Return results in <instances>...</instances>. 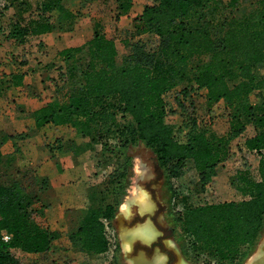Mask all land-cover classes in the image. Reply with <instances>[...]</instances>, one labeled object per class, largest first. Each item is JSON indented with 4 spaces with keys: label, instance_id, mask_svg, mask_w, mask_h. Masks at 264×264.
<instances>
[{
    "label": "trees",
    "instance_id": "1",
    "mask_svg": "<svg viewBox=\"0 0 264 264\" xmlns=\"http://www.w3.org/2000/svg\"><path fill=\"white\" fill-rule=\"evenodd\" d=\"M12 1L5 0L0 6V17ZM217 1L153 0L145 5L132 18L130 36L135 39L152 34L157 43L148 49L138 46L141 52H133L122 64L117 63L115 40L95 24L86 52L80 55L86 63L82 83L73 89L57 88L37 110L40 125H69L81 134H90L93 143H101L98 163L105 185L78 210L76 229L68 232L72 250L90 256L113 246L114 253L118 251L119 244L111 242L107 228H114L113 218L129 185L132 162L127 148L136 140L155 154L167 176L164 184L172 189L174 198L173 180L184 175L189 160L204 183L219 163L232 156L229 141L248 124L255 133L244 144L259 156L257 174L249 169L236 171L239 188L248 197L176 211L174 230L183 239L179 242L183 255L195 262L207 260V264L233 260L263 236L264 0H252L248 10L225 21L220 36L205 18L208 7ZM60 6L58 0L40 1L37 16L12 29L11 34L16 37L51 30L56 21L54 9ZM80 49L67 48L63 53ZM203 55L208 59L203 60ZM0 75L5 76V72ZM15 76L19 79L20 74ZM185 80L191 81L190 90H206L210 112L219 102L224 103L229 110L225 134L202 128L190 114L180 122L166 121L172 110L166 107L164 94ZM179 88L174 100L184 114V100L190 91ZM119 114L128 122L120 123ZM112 127L116 131H102ZM108 135L118 141L109 144L104 140ZM24 163L18 148L10 154L0 148V264H23L14 255V248L27 253L59 252L61 258L56 260L70 263V248L53 244L60 234L43 219L47 206L43 198L51 195L53 187L43 177L37 191L28 190Z\"/></svg>",
    "mask_w": 264,
    "mask_h": 264
},
{
    "label": "crops",
    "instance_id": "2",
    "mask_svg": "<svg viewBox=\"0 0 264 264\" xmlns=\"http://www.w3.org/2000/svg\"><path fill=\"white\" fill-rule=\"evenodd\" d=\"M40 1L22 0L18 9L12 3L0 17L2 26L0 32V73L5 72V76L0 75V148L6 154L16 152L17 148L21 151L25 159L22 172L28 190L37 191L42 183L41 176L49 180L57 194L43 198L47 204L44 219L48 220V225L52 230L57 231L59 226H63L64 218L66 221L69 219L68 228L67 225L64 226L69 232L76 229L78 210L85 208L91 201V196L97 194L105 185L98 163L100 145L91 141L90 134H81L69 125H55L52 128L53 131H44L45 126L48 127L52 124L40 125L37 120V110L59 88L58 73L66 65L71 68L75 59L78 60L80 55L86 52V43L92 37L95 28L92 23L95 20L100 22L99 18L103 16L111 17L115 11L121 12V8L125 9L131 3H127L128 0H78L77 2L76 0H65L62 3L74 13H70V20L66 25H58L55 21V25L49 31L28 32L13 36L10 32L12 29L27 24L30 19L37 16L36 8ZM105 9H109V11ZM110 9L113 10L110 11ZM123 16L125 19H132L129 12L123 15L119 13L117 21L123 19ZM147 35L149 34L141 36ZM76 47H81V49L73 51L71 54L63 53L67 48ZM16 73L20 74L19 79L15 76ZM2 81H6V84H2ZM252 128L254 130V127ZM214 132L219 134L220 131ZM225 132L221 131L220 134H225ZM241 135L244 134L241 133ZM51 138L56 141L55 145L50 143ZM257 157L253 165L255 168L258 167L259 156L257 155ZM224 163V161L219 163L213 169V178L218 185H221L226 176L227 169H224ZM189 175L186 172L177 179H186ZM132 186L130 182L113 218V225L121 218L130 223V226L124 229L135 238L134 249L130 255L141 256L149 260L157 254L162 259L161 264H168L169 256L161 249H158L150 257L145 255V251L138 252L136 250L137 243L142 244V247L143 245L152 247L153 242L160 239L162 244L174 255L171 264H193L192 260L183 255L179 242L175 238V232L169 230L167 223L166 232L170 235L161 237L162 229L155 224V220L159 221L157 218L154 220L151 218L155 214H159L156 191H151L148 187L138 191ZM123 205L127 215L122 209ZM139 217L143 220L135 224L134 219ZM161 217L163 220V214ZM119 238L121 245V234H119ZM60 242L61 238L58 237L54 239L53 244L58 245L57 243ZM64 245L67 248H72L69 237ZM256 245L247 261L243 262L244 264H264V234ZM12 251L19 258L38 257L47 253H27L18 248H14ZM120 251L124 257V263L128 264V256L122 246ZM178 260L179 262H177Z\"/></svg>",
    "mask_w": 264,
    "mask_h": 264
},
{
    "label": "rangeland",
    "instance_id": "3",
    "mask_svg": "<svg viewBox=\"0 0 264 264\" xmlns=\"http://www.w3.org/2000/svg\"><path fill=\"white\" fill-rule=\"evenodd\" d=\"M37 1V0H33ZM42 1V0H41ZM60 2V8L54 9L55 12V19L58 25H66L67 22L70 20V13L74 14L70 11L69 7L65 6L62 2L65 0H58ZM78 0H76L77 2ZM152 0H128L127 3H131L125 9L121 8V12L115 11L114 15L111 14L107 17H100L98 20H95L92 24L95 25L98 23V26L102 31L105 32L106 36L113 37L115 39L118 55H117V63L122 64L125 62L128 57L135 51H139L140 48L138 46H143V48H153L157 43V38L155 35H147L141 36L139 38H131V30H132V19H119L117 15L120 13L121 15L126 14L129 12V15L134 17L137 13H139L144 5H147ZM13 5L18 7L22 4V0H13ZM252 0H218L214 5L208 7L206 11L205 18L210 22L211 29L213 30L216 36H220L222 31L226 27L225 21L230 19L233 15H240L243 11L248 10L251 7ZM1 6V5H0ZM97 7V6H96ZM5 10V9H4ZM4 10L2 12L1 17L4 14ZM109 11V9H105ZM113 9H110L112 11ZM18 11V10H17ZM70 11V12H69ZM123 11V12H122ZM80 12V11H76ZM125 12V13H124ZM17 13V12H16ZM47 13V12H46ZM96 18V17H95ZM121 18V17H120ZM93 21V18L91 19ZM110 35V36H109ZM138 40V41H137ZM141 52V51H139ZM84 56V55H83ZM82 56V57H83ZM82 57H80L77 61L72 64V68L66 65L63 70L58 73L57 79L60 80V87L73 89L78 87L82 83V70L84 69L86 63L83 61ZM208 55H203L202 59H208ZM69 70H71L72 75H70ZM180 84L176 85L173 90L168 91L164 94V101L166 103V107L168 108L170 114L166 116V121L169 123L173 122H180L187 114L193 115L196 117L199 125L202 128H205L209 131H228L229 129V117L228 113L229 110L225 107L223 102H219L216 104L212 111H209V107L206 100V90L205 89H196L190 90L189 87L191 85V81L185 80ZM186 87L190 92L187 94V98L184 100V114L179 109L175 102V95L177 90L180 88ZM181 97V96H180ZM264 106V103H263ZM175 111V112H173ZM118 120L120 123L124 124L128 122V118L121 120V115L119 114ZM55 125H49L48 127L45 126L44 131H53L52 128ZM253 125L248 124L245 131L242 133L244 135L236 136L229 141V146L232 152V156L225 160L224 169L226 170V176L223 178V182L221 185L216 184L215 178H213V173H210V178L207 181L202 182L200 177L198 176L197 172H195V168L192 165V161L189 160L188 165L189 168L186 172L190 175L186 179H174V187L176 189V195L173 198V191L169 188V185L164 184V181H167V176L163 173V170L158 165L157 159L155 154L152 152L151 149L144 146V144L136 140L132 145L127 148V153L131 157V167H130V174L128 182L132 183V187L138 191H142L148 187L151 191H156L155 195L157 196V204L159 209V214H155L151 218L154 220L157 218L155 224L158 228L162 229V236H169L170 234L167 233L166 223L169 227L170 231L175 232V238L177 242H182L183 239L179 237L176 230H174L176 226V211H182L185 207L194 206L204 203H214V202H221V201H228V200H241L247 198L248 195L243 192L239 188V184L236 181V171L240 169H249L253 175L256 176L257 168H255L254 161L257 160V153L256 152H249L246 148L244 142L246 137L252 136L255 131L253 130ZM66 129V128H64ZM94 131V129H91ZM102 131H116L115 128L110 129H103ZM225 132V133H226ZM95 137V136H94ZM104 140L107 141L109 144L114 145L118 141V138L114 135H108L104 137ZM46 141V140H45ZM53 145L56 144V141L51 138V142ZM100 145L101 143H97ZM250 168H247V167ZM185 172V173H186ZM184 173V174H185ZM44 176H41L43 178ZM161 184V186H160ZM164 185V186H163ZM160 186V188H159ZM57 194V191L53 189L51 195ZM50 195V196H51ZM160 195V197H158ZM161 199V200H160ZM126 215L128 213H125ZM163 214V220L161 215ZM44 219V217H43ZM69 220V219H68ZM64 218L63 226H59V234L61 238V242L57 243L58 246L62 248H67L64 243L67 242L68 239V222ZM143 220L141 217L138 219H134V223H138ZM44 221V220H43ZM46 223L48 224V220L45 219ZM43 223V222H42ZM67 225V228L64 227ZM130 226V223H127L124 218L118 220V222L114 224V228H108L107 235L111 238L113 243L116 241L119 244V249L116 253H114V246L96 256L86 255L79 251H74L72 248L69 249L68 255L72 258V261L67 264H125L123 254L120 251L123 241V234L129 233L127 230H124ZM66 229V230H65ZM124 230V231H123ZM168 230V231H169ZM119 234H121V245H120V238ZM262 238V237H261ZM135 238L131 236L129 233V240L132 242V249L127 254V262L128 264H159L161 263L162 259L157 254H155L151 259H146L141 256H131L134 249V240ZM260 241V240H259ZM257 245H254L248 249V251H244L242 255L233 259V260H226L222 261L220 264H244L243 262L247 261V258L251 252L255 250ZM123 249V248H122ZM158 249H161L162 252H166L169 256L168 264H171V261L174 258L171 250H169L166 246H164L161 240H155L151 245H143L138 244L136 245V250L138 252L145 251L146 256H152ZM71 250V251H70ZM135 250V252H136ZM16 253H14L15 255ZM61 253L59 252H52L49 251L43 256H27L26 258H19L23 264H65L62 262L64 259H60L57 261L58 257L61 258ZM144 255V256H145ZM158 256V257H156ZM132 258V261H129V258ZM147 257V258H149ZM159 258L160 260H158ZM158 261V262H155ZM193 264H207L203 262L201 259L197 260V262L192 261Z\"/></svg>",
    "mask_w": 264,
    "mask_h": 264
},
{
    "label": "bare ground",
    "instance_id": "4",
    "mask_svg": "<svg viewBox=\"0 0 264 264\" xmlns=\"http://www.w3.org/2000/svg\"><path fill=\"white\" fill-rule=\"evenodd\" d=\"M143 195V194H142ZM141 197V196H140ZM140 199V198H139ZM145 200V199H144ZM142 203V205H143V202H141ZM144 204H145V202H144ZM126 205V204H125ZM122 209H123V211H124V213H127V211L125 210L126 208H125V206L123 205L122 206ZM145 231V230H144ZM124 236H123V241H122V248H123V250L125 251V252H127V253H129L130 251H131V249H132V242H131V240H129V233H124L123 234ZM170 243V242H169ZM159 256V255H158ZM158 256H156V257H158ZM160 257V256H159ZM255 258V257H254ZM257 258V257H256ZM260 258V257H259ZM158 260H160L159 258H157ZM129 261H132V258L130 257L129 258ZM253 261H256V260H253ZM155 262H158V261H155ZM177 262H179V260L177 261ZM130 264H132V263H130ZM157 264V263H156ZM159 264H161L160 262H159ZM177 264H179V263H177Z\"/></svg>",
    "mask_w": 264,
    "mask_h": 264
},
{
    "label": "built area",
    "instance_id": "5",
    "mask_svg": "<svg viewBox=\"0 0 264 264\" xmlns=\"http://www.w3.org/2000/svg\"><path fill=\"white\" fill-rule=\"evenodd\" d=\"M3 3H5V0H0V5H2ZM107 230H108V228H107ZM109 237V236H108ZM5 238H7V236H5ZM110 238V237H109ZM110 240H111V238H110ZM111 242H113L112 240H111ZM112 248V247H111ZM110 250V249H109ZM213 264H215L214 262H213Z\"/></svg>",
    "mask_w": 264,
    "mask_h": 264
},
{
    "label": "flooded vegetation",
    "instance_id": "6",
    "mask_svg": "<svg viewBox=\"0 0 264 264\" xmlns=\"http://www.w3.org/2000/svg\"><path fill=\"white\" fill-rule=\"evenodd\" d=\"M180 247V246H179Z\"/></svg>",
    "mask_w": 264,
    "mask_h": 264
}]
</instances>
